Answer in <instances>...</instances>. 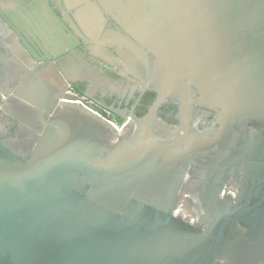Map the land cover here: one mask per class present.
Returning <instances> with one entry per match:
<instances>
[{
	"label": "water",
	"instance_id": "obj_1",
	"mask_svg": "<svg viewBox=\"0 0 264 264\" xmlns=\"http://www.w3.org/2000/svg\"><path fill=\"white\" fill-rule=\"evenodd\" d=\"M63 2L20 9L23 28L0 0V264H264V0ZM86 35L156 93L144 117L119 129L69 102L102 75Z\"/></svg>",
	"mask_w": 264,
	"mask_h": 264
},
{
	"label": "flooded vegetation",
	"instance_id": "obj_2",
	"mask_svg": "<svg viewBox=\"0 0 264 264\" xmlns=\"http://www.w3.org/2000/svg\"><path fill=\"white\" fill-rule=\"evenodd\" d=\"M16 1L18 3V7H11L8 12L11 13L12 16H14L16 21L23 28H25V26L19 21L17 13L20 15V9H23L25 7H31L36 12H39V9L37 7V4H39L44 10H47L49 12L52 11V13L54 12L57 15H60L57 7L60 0H47L46 5L43 4V0H36L37 4L33 0H26L25 3L20 2V0ZM61 3L62 5H65L63 0H61ZM65 11L67 13H71L68 12L67 9H65ZM8 12L4 11V14L7 16L8 21L15 26V23H13V21L8 16ZM72 12L75 13V11ZM20 16L23 17L26 25L29 27V23L24 18V16L22 14ZM111 21L112 19L110 18V22ZM112 22L115 25L114 21ZM5 24L12 32V29L9 27L8 23L5 22ZM109 25L110 23L106 26V31H108ZM0 33H3L1 28ZM85 39L87 42H82V44L76 46V54L80 59L85 60V62H88L92 67L96 69V71H98L102 75L98 77L89 75V82H77L75 84H70L66 92V97H68L69 102L74 103L76 105H80L85 109L92 111L93 113L100 116L104 120L112 123L115 127L119 129L123 128V126H125L131 120L130 116L132 111L136 116L144 117L147 114L149 108L156 100V93L152 92L151 90H148L144 94L139 92V90L134 84H137L140 87V80L135 76L125 74V67L120 61L118 55H116V52L113 48H108L109 45L103 46L104 53H107L109 56L111 55L112 57H114V59L110 58L109 60L106 58L108 60L106 61L101 57L97 58L90 54V48L94 47L95 44L92 43V39L87 35ZM35 44L39 49L38 54L40 56L45 57L44 51L41 50L37 43ZM0 51L5 54V51L3 49H0ZM10 55L13 56L14 53L11 51ZM72 58L74 62L78 65V68H80L78 62L79 59L75 56H73ZM89 59H92L93 62H90ZM38 63L47 64L49 67L51 66V64H55L56 61L55 58L52 57L51 59L45 58L44 60ZM1 69L2 65L0 64V71ZM101 78L109 79L113 87L104 86L105 82ZM97 86L98 88L95 91V87ZM161 111L162 114L160 115V118L163 122L170 125H177L175 115L178 112V108L175 105H173L172 103H167L161 108ZM15 122L16 120L7 113H3L2 115H0V129H3L4 137H10L13 135L16 125ZM192 177L199 178V173L194 172ZM239 187V184H236L234 182V179L231 178L229 180V183L224 185L223 191L227 195L235 198L238 194ZM183 199L185 200L187 206L192 210V207L187 198Z\"/></svg>",
	"mask_w": 264,
	"mask_h": 264
},
{
	"label": "rangeland",
	"instance_id": "obj_3",
	"mask_svg": "<svg viewBox=\"0 0 264 264\" xmlns=\"http://www.w3.org/2000/svg\"><path fill=\"white\" fill-rule=\"evenodd\" d=\"M0 135L4 136V131L1 128L0 129ZM180 209L185 213L187 216H191V210L188 208V206L184 203V201L180 205Z\"/></svg>",
	"mask_w": 264,
	"mask_h": 264
},
{
	"label": "trees",
	"instance_id": "obj_4",
	"mask_svg": "<svg viewBox=\"0 0 264 264\" xmlns=\"http://www.w3.org/2000/svg\"><path fill=\"white\" fill-rule=\"evenodd\" d=\"M183 201H184V203L186 204L185 200H183ZM183 201H182V202H183ZM182 202H181V203H182ZM186 205H187V204H186ZM188 208H189V207H188ZM189 209H190V208H189ZM190 210H191V209H190ZM186 216H187V215H186ZM191 216H192V211H191ZM191 216H187V217H191Z\"/></svg>",
	"mask_w": 264,
	"mask_h": 264
}]
</instances>
